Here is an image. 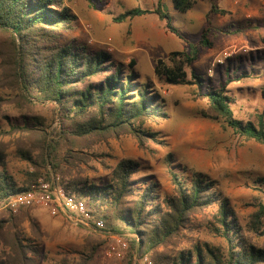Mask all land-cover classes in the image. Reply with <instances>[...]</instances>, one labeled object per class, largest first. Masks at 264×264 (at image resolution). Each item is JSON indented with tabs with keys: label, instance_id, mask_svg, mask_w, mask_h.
Instances as JSON below:
<instances>
[{
	"label": "trees",
	"instance_id": "obj_1",
	"mask_svg": "<svg viewBox=\"0 0 264 264\" xmlns=\"http://www.w3.org/2000/svg\"><path fill=\"white\" fill-rule=\"evenodd\" d=\"M171 1L174 9L182 13L195 3ZM207 1L204 25L195 41L186 38L173 23L162 0L152 8H129L113 20L122 23L136 16L155 14L167 31L187 43L183 50L156 59L153 70L157 81L166 86H204L199 96L206 100L207 107L201 110V116L221 121L235 135L264 145V114L258 115L256 123L237 119L226 91L229 83L253 74L252 62L246 61L251 69L240 73L237 65L226 64L225 80L217 85L209 84L194 72L188 78L186 67L212 47L213 35L241 31L240 27L232 31L233 25L226 30L215 26L216 16L225 15L227 10L221 7V0ZM75 20L76 15L65 0H0V33L7 40V60L21 100L28 106L52 103L59 121L49 131L40 117L24 115L23 125H16L26 136L37 137L34 146L39 152L32 155L33 145L20 149L32 171L26 172V184L18 185L8 171L7 154L0 147V197L27 190L38 179L49 180L52 174H59L64 188L83 200L95 219L104 221V231L127 241L123 264H135V258L143 256H149L156 264H264V244L250 237V233L264 236L263 176L249 177L259 195L248 203L253 210L243 225L217 179L198 171L186 176V169L177 170L171 156L166 161L171 193L161 191L153 179H135L142 164L132 158L120 160L108 181L69 177L77 174L81 165L90 166L98 157L94 148L110 139L130 136L140 149L146 150L149 142H156V133L145 129V124L168 116L166 104L155 86L150 85L151 81L147 77L136 80L134 59L126 72V66L106 50L89 51L84 45H64L58 41L62 32L74 28ZM234 59L236 64L245 61L241 55ZM100 76L102 80L89 83ZM210 209H213L211 220L206 219ZM5 212L8 216L0 218V264H36L38 249L20 224L22 219H29L36 234L38 225L24 209ZM196 214L205 217L210 231L222 238L223 243L190 239L189 247L177 248ZM103 243L92 244L71 264H97ZM169 248H173L171 252Z\"/></svg>",
	"mask_w": 264,
	"mask_h": 264
},
{
	"label": "rangeland",
	"instance_id": "obj_2",
	"mask_svg": "<svg viewBox=\"0 0 264 264\" xmlns=\"http://www.w3.org/2000/svg\"><path fill=\"white\" fill-rule=\"evenodd\" d=\"M157 1L65 0L76 15V20L73 22L74 28L62 32L58 41L64 45H84L89 51L106 50L116 61L126 66V72L129 71L127 65L134 59L136 80L141 81L147 77L151 81L150 85H154L161 94L168 113L159 122L145 124V129L156 133V142H149L146 150L140 149L130 136L110 139L94 148L98 157L90 162V166L81 165L78 173L69 177L108 181L120 160L132 158L142 164V171L134 176L135 179H153L159 183L161 191L171 193L172 185L166 163L167 157L171 156L174 167L179 171L186 169V176H190L192 171H198L217 179L243 225L253 210L248 203L259 195L249 177H264V145L235 135L221 121L201 116V110L207 107L206 100L199 96L204 86H166L157 81L153 70L156 59L166 58L172 51L183 50L187 43L167 31L155 14L136 16L122 23L113 20V17L129 8L155 7ZM162 2L183 35L191 41L197 40L209 8L208 1L194 0V6L184 13L175 10L171 0ZM220 5L227 13L216 16L215 26L226 30V27L233 25L230 28L232 31L239 27L241 31L213 35L212 47L202 51L198 59L186 67L188 78L194 72L202 75L209 84L217 85L219 81L225 80L226 64L231 67L237 65L238 73L244 69L249 71L251 65H255L252 75L229 83L226 91L234 116L242 121L256 123L258 115L264 114V0H221ZM6 43V37L0 33V147L7 154L8 171L18 185H25L26 172L32 169L19 151L33 145L32 155L36 156L39 150L34 146L37 137L26 136L16 125H23L24 115L40 117L49 131L56 128L59 121L52 103L24 105L14 83L11 64L7 60ZM238 55L245 57V61L236 64L234 58ZM217 59L223 62L217 64ZM246 61L253 64L249 65ZM102 78H92L89 83H96ZM24 211L39 228L36 234L29 219L21 220V228L38 249L36 264H71L81 252H87L92 244L98 245L102 241L104 245L97 264H123V258L108 255L111 239L104 233L74 225L66 216L52 215L42 207H27ZM212 212L213 209H210L206 213V219H212ZM7 216V212L0 209V218ZM206 219L200 214L194 215L190 229L180 237L177 248L189 247L190 239L223 243L222 238L210 231ZM250 237L252 241L264 244V236L250 233ZM172 249L169 248V252Z\"/></svg>",
	"mask_w": 264,
	"mask_h": 264
},
{
	"label": "built area",
	"instance_id": "obj_3",
	"mask_svg": "<svg viewBox=\"0 0 264 264\" xmlns=\"http://www.w3.org/2000/svg\"><path fill=\"white\" fill-rule=\"evenodd\" d=\"M227 54L225 55V57ZM217 64L222 59H217ZM42 207L52 215L66 216L77 226L95 232H101L110 237L108 255L123 258L128 249V243L119 235L104 231V221L95 219L87 209L86 203L68 192L60 182L59 175H53L49 180L38 179L27 190L0 197V209L16 213L27 207ZM135 264H156L149 256L135 258Z\"/></svg>",
	"mask_w": 264,
	"mask_h": 264
}]
</instances>
